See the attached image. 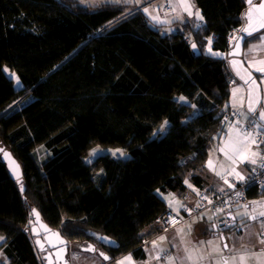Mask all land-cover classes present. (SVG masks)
I'll list each match as a JSON object with an SVG mask.
<instances>
[{
  "label": "trees",
  "instance_id": "obj_1",
  "mask_svg": "<svg viewBox=\"0 0 264 264\" xmlns=\"http://www.w3.org/2000/svg\"><path fill=\"white\" fill-rule=\"evenodd\" d=\"M194 2L202 23L164 35L142 9L124 5L0 0V146L23 171L18 184L0 157V254L7 260L0 264H45L30 231L34 209L64 238L94 244L111 262L146 260L145 242L169 230L161 218L172 210L160 192L184 197L189 177L205 187L236 80L227 37L243 26L247 6ZM95 146L128 157L89 161ZM246 223L236 219L218 233H240Z\"/></svg>",
  "mask_w": 264,
  "mask_h": 264
},
{
  "label": "crops",
  "instance_id": "obj_2",
  "mask_svg": "<svg viewBox=\"0 0 264 264\" xmlns=\"http://www.w3.org/2000/svg\"><path fill=\"white\" fill-rule=\"evenodd\" d=\"M193 5L197 9V6L194 2ZM171 9H173L172 4H168L165 7L166 11H171ZM195 13L196 12H194L192 16H189L188 12L181 10L174 11L173 17L175 18L171 20L173 23L172 27H170L169 29H165V27L170 26L171 23L168 22V17H171L172 15L167 14V17L163 15V18L160 19L162 23L153 21V16H147L155 25L162 26L164 35H168L181 31L182 25L185 23H202L203 20L201 21L199 19H195ZM245 23L246 20L244 14L243 26L245 25ZM242 58L249 69L254 72V74L261 76L259 82L262 86V103L255 115L250 114L247 109V87L236 78L235 82H233V84L231 85L229 102L224 109L225 111L228 110L226 117V131L215 141L209 152V158L204 173V178L206 181L205 187L203 189L195 187L192 183V180L190 179L189 184H187V194L184 197H180L179 194V198L184 202V206H178L176 208L174 205H172L169 207V210H172L181 217H185L187 212H189L190 210L189 208L192 209L193 206L196 205L202 197L205 196L208 198H212L220 191L229 187L233 182L239 183L248 178L253 168L256 166L258 160L263 155V145L257 139L254 131L249 129L248 126L253 125L256 129L264 126V118H261V114H264V31L256 40L252 41L248 46L245 47ZM257 69L261 70L258 71ZM231 110L239 112L241 116L240 122L228 118L229 111ZM253 140L255 141V143L251 142ZM222 148L224 149V151H221ZM237 149L240 150L239 154L236 151ZM209 161H211V167L208 166ZM251 161L255 162L252 163ZM217 173H219V175H217ZM241 176L243 177V179H240ZM189 185H191V187ZM189 201H191V203H188ZM243 207H245V209H249L248 215H244L241 213L244 209ZM243 207H238V209L235 210L231 215V219L234 218V220L232 219V221L240 218H247V223L242 227L239 234H243L244 232L248 231V229L251 230L253 223L255 222L264 224V216L260 215L261 213H264L263 198L258 200H250L249 203ZM206 211L213 212V216L215 218L219 216V212H215L212 209H207L202 212ZM200 214L198 216H200ZM196 217L197 216H194L190 219H185L184 222L179 226L173 229H169L164 233L146 241V260L137 261L133 259L132 256L127 255L125 257H131L130 262L126 261L125 257H122L113 262H106L96 252L98 258L97 261H94V259L90 258V256L83 257L80 252L77 251L76 246H74L71 248L69 257L70 264H119L120 261H124L125 264H158L157 262L163 260L169 261V259L166 260L167 255H176V250L178 248H181L183 241H185L187 233L191 234V232H195L200 234L202 230L207 227V222H203L201 223V225L193 223L192 221L196 219ZM251 217H256V219L251 220ZM222 220L223 219H221L219 223H213L212 226L209 227V230H214V233H218V228L221 227L220 225ZM262 236L264 238V233H262ZM161 237H163L164 239H161ZM157 257L159 258L157 259ZM4 262L6 263L7 260H5Z\"/></svg>",
  "mask_w": 264,
  "mask_h": 264
},
{
  "label": "rangeland",
  "instance_id": "obj_3",
  "mask_svg": "<svg viewBox=\"0 0 264 264\" xmlns=\"http://www.w3.org/2000/svg\"><path fill=\"white\" fill-rule=\"evenodd\" d=\"M80 3L86 7H100L106 4H117L124 5L132 9H142L148 16H153V21L161 22L163 15L166 17L167 14L172 15L168 17V22L170 26H166L165 29L172 27V19L174 11H185V5H190V11L192 13L199 11L193 5L194 0H78ZM195 3V2H194ZM168 4L173 5L171 11H166L165 7ZM201 14V12L199 11ZM196 20H198L195 17ZM186 21V20H183ZM192 23V22H190ZM12 78L16 81L17 88L20 87L19 80L16 75L9 73ZM29 98L24 103L18 105L17 108H21L30 102ZM165 126V125H164ZM100 154H110L114 157L126 158L128 155L124 150H119V148H103L102 146H95L89 152L88 160L91 161ZM190 182V177L187 179V184ZM178 192H160L161 197L168 203V205H174L176 208L178 206L183 207L184 202L180 200ZM264 199V198H263ZM188 203H191L189 201ZM170 207V206H169ZM243 207V206H241ZM242 210V214L248 215V210ZM191 209V208H189ZM199 215V214H198ZM196 217L192 222L198 225H201L203 222H207V227L202 230L200 234L191 232L186 234L185 241H183L181 248L176 250V255L171 256L167 255L169 261H160L158 264H264V243H261L264 240L262 233H264V224L263 223H253L251 230L239 234L237 232H220L216 235L215 233L209 230V227L213 223H219L221 219L225 216L222 213H219V216L215 218L213 212L206 211L201 212L200 216ZM229 228V227H228ZM102 237V236H97ZM211 242V243H209ZM86 243L82 244L80 242L70 243V247L76 246L77 250L83 257L90 256V258L97 261L98 255L96 253L87 254L83 251V248L86 247ZM226 245V246H225ZM243 258V259H242ZM4 255L0 254V262L4 263ZM91 261V262H94ZM156 264V263H153Z\"/></svg>",
  "mask_w": 264,
  "mask_h": 264
},
{
  "label": "water",
  "instance_id": "obj_4",
  "mask_svg": "<svg viewBox=\"0 0 264 264\" xmlns=\"http://www.w3.org/2000/svg\"><path fill=\"white\" fill-rule=\"evenodd\" d=\"M247 6L245 13L246 23L243 26L242 34L235 43L231 46L230 51L226 54L228 58V64L232 74L243 83L248 90L247 109L250 114L255 115L262 103V86L259 80L256 78L254 72H252L243 60V52L248 40L264 31V28L259 27L260 21L264 19V10H261L259 6L264 4V0H251L249 4L248 0H244ZM249 13H251V20H249ZM251 25V27H249ZM245 29L252 32V35H248ZM196 46V45H195ZM193 48L194 53L199 54L197 46ZM235 62V64H233ZM249 103L252 105V111L249 110ZM0 157L2 162L6 165L9 175L12 180L21 184L23 181L22 167L11 151L0 146ZM18 166V167H17ZM24 192V188L23 191ZM38 213V216L36 215ZM231 217V216H229ZM234 220V218H232ZM251 219V218H250ZM254 220V219H251ZM31 224V234L35 239V244L42 254V258L45 264H70V241L64 238L58 230L52 229L43 219L38 210H33ZM99 243L102 246H114V243L102 242L99 238ZM87 253H103L100 255L103 260L109 262L111 257L102 252L94 244H90L88 247L83 248ZM104 256L109 257L105 259Z\"/></svg>",
  "mask_w": 264,
  "mask_h": 264
},
{
  "label": "built area",
  "instance_id": "obj_5",
  "mask_svg": "<svg viewBox=\"0 0 264 264\" xmlns=\"http://www.w3.org/2000/svg\"><path fill=\"white\" fill-rule=\"evenodd\" d=\"M243 26L230 31L227 41L228 44L234 46L242 34ZM228 118L234 121H241V116L238 111H229ZM256 134L257 139L263 145V155L258 160L251 174L245 180L239 183H232L229 187L220 191L212 198L205 199L202 197L199 202L187 212L185 217H181L173 211H168L162 218L161 223L167 229H173L184 222L185 219H190L197 216L202 211L212 209L215 212L224 214L221 221V229L225 230L233 223L231 217L234 210L240 206H245L249 203V191L256 190L259 193H264V126L256 129L253 125L248 126Z\"/></svg>",
  "mask_w": 264,
  "mask_h": 264
},
{
  "label": "snow or ice",
  "instance_id": "obj_6",
  "mask_svg": "<svg viewBox=\"0 0 264 264\" xmlns=\"http://www.w3.org/2000/svg\"><path fill=\"white\" fill-rule=\"evenodd\" d=\"M248 2H249V4H250V3H251V0H248ZM184 7H185V10L188 12V15H189V16H192L193 13L189 10V9H190V5H185ZM259 8H260L261 10H264V4H261V5L259 6ZM195 16H196L197 19H199V20H201V21L204 19L203 16L199 13V11H197V12L195 13ZM249 20H251V13H249ZM196 27H200V26H199V25H196ZM249 27H251V25H250ZM259 27L264 28V19H262V20L260 21ZM244 31H246L248 35H252V32H251V31H248V29H245ZM193 47H194V48L196 47L195 44H193ZM209 52L211 53V49H209ZM211 54H212V55H219L218 53H211ZM233 64H235V62H233ZM257 70L260 71L261 69H257ZM249 110H250V111L254 110V109H252V105H251V103H249ZM261 118H264V114H261ZM165 123H167V122H165ZM251 142H252V143H255L254 140L251 141ZM221 151H224V149L222 148ZM236 151H237V153L239 154V151H240V150L237 149ZM251 162L254 163L255 161H251ZM208 166H209V167L212 166L211 161H209ZM17 167H18V166H17ZM217 175H219V173H217ZM237 175H239V174H237ZM240 179H243V177L241 176ZM185 183H187V181H185ZM189 186L191 187V185H189ZM21 191H23V188H21ZM205 199H207V197H205ZM169 206H171V205H169ZM36 215L38 216V213H37ZM260 215H261V216H264V213H261ZM251 219H256V217H251ZM99 239H100L102 242L111 243V242L108 241L107 238H105V237H99ZM161 239H164V238L161 237ZM209 243H211V242H209ZM261 243H264V240H262ZM154 246H155V245H154ZM225 246H226V245H225ZM100 255L103 256L104 254H103V253H100ZM104 258H105V259H109V257H107V256H104ZM158 258H159V257H157V259H158ZM242 259H243V258H242ZM125 260L130 262V261H131V257H125ZM119 264H125V262H124V261H120Z\"/></svg>",
  "mask_w": 264,
  "mask_h": 264
},
{
  "label": "clouds",
  "instance_id": "obj_7",
  "mask_svg": "<svg viewBox=\"0 0 264 264\" xmlns=\"http://www.w3.org/2000/svg\"><path fill=\"white\" fill-rule=\"evenodd\" d=\"M72 243V242H71ZM90 244H87L86 246H89Z\"/></svg>",
  "mask_w": 264,
  "mask_h": 264
}]
</instances>
